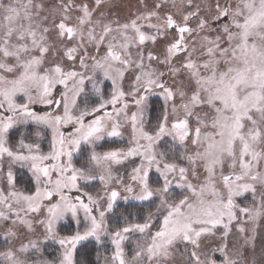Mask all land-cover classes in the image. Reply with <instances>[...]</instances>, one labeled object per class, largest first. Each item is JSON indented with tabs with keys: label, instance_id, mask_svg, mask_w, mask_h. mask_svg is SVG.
Segmentation results:
<instances>
[{
	"label": "snow or ice",
	"instance_id": "6c2138e0",
	"mask_svg": "<svg viewBox=\"0 0 264 264\" xmlns=\"http://www.w3.org/2000/svg\"><path fill=\"white\" fill-rule=\"evenodd\" d=\"M0 264H264V0H0Z\"/></svg>",
	"mask_w": 264,
	"mask_h": 264
},
{
	"label": "rangeland",
	"instance_id": "374dc122",
	"mask_svg": "<svg viewBox=\"0 0 264 264\" xmlns=\"http://www.w3.org/2000/svg\"><path fill=\"white\" fill-rule=\"evenodd\" d=\"M121 2H122V0H117V3H121ZM45 147H46V145H45ZM245 202L246 203H251V200L249 199V200H247ZM92 257H93V260H94L95 259L94 255Z\"/></svg>",
	"mask_w": 264,
	"mask_h": 264
},
{
	"label": "trees",
	"instance_id": "16d2710c",
	"mask_svg": "<svg viewBox=\"0 0 264 264\" xmlns=\"http://www.w3.org/2000/svg\"><path fill=\"white\" fill-rule=\"evenodd\" d=\"M93 259V257H91Z\"/></svg>",
	"mask_w": 264,
	"mask_h": 264
}]
</instances>
